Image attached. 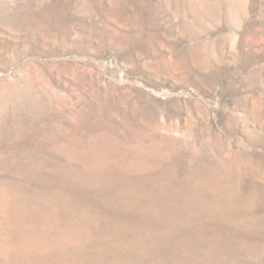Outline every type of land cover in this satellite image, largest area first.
Here are the masks:
<instances>
[{
    "label": "rangeland",
    "instance_id": "1",
    "mask_svg": "<svg viewBox=\"0 0 264 264\" xmlns=\"http://www.w3.org/2000/svg\"><path fill=\"white\" fill-rule=\"evenodd\" d=\"M0 264H264V0H0Z\"/></svg>",
    "mask_w": 264,
    "mask_h": 264
}]
</instances>
